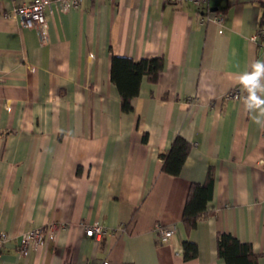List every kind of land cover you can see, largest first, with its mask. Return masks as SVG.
Here are the masks:
<instances>
[{
  "label": "crops",
  "instance_id": "crops-1",
  "mask_svg": "<svg viewBox=\"0 0 264 264\" xmlns=\"http://www.w3.org/2000/svg\"><path fill=\"white\" fill-rule=\"evenodd\" d=\"M0 0V264H225L217 236L249 243L264 264V0H51L47 36ZM223 14L221 24L208 20ZM6 14L8 16H6ZM112 56L163 59L121 109ZM237 90V99L228 94ZM191 144L180 175L159 153ZM146 137V140L144 138ZM214 176L212 214L189 231L191 183ZM99 224L101 237H87ZM177 227L167 242L156 225ZM56 227L21 256L20 238ZM198 255L185 260L182 239Z\"/></svg>",
  "mask_w": 264,
  "mask_h": 264
},
{
  "label": "trees",
  "instance_id": "trees-1",
  "mask_svg": "<svg viewBox=\"0 0 264 264\" xmlns=\"http://www.w3.org/2000/svg\"><path fill=\"white\" fill-rule=\"evenodd\" d=\"M163 70V59L112 56L111 81L116 86L120 95L121 109L124 112L132 110L131 101L139 93L143 78L148 83L157 82ZM146 140V137L144 138ZM191 151V144L180 136L171 143L168 150L160 152L162 171L178 176L181 173L185 160ZM214 176L212 170L207 172L203 183H191L188 189L181 227L185 232L193 230L197 223L208 218L212 212L207 209V204L213 196ZM181 246L185 260L194 259L198 255L197 245L188 239H182ZM217 254L225 264H259L261 255L255 253L249 243L240 242L228 233H219L217 236Z\"/></svg>",
  "mask_w": 264,
  "mask_h": 264
},
{
  "label": "built area",
  "instance_id": "built-area-1",
  "mask_svg": "<svg viewBox=\"0 0 264 264\" xmlns=\"http://www.w3.org/2000/svg\"><path fill=\"white\" fill-rule=\"evenodd\" d=\"M59 2L63 8H77L79 6V0H55ZM170 3H188L195 7H199L202 4L207 3L208 0H165ZM51 0H33L29 4L17 5L13 8L12 14H14L20 21V24L25 29L35 30L39 41L43 43L47 36L46 31V19L45 11L50 8ZM6 16H8L6 14ZM208 20L214 23L221 24L223 21V14L220 11H210L208 13ZM264 36V29H258L252 36V39L257 40ZM229 98L237 99L238 92L233 90L228 94ZM56 227L51 225L48 228H34L27 231L18 241L16 245L17 251L21 256H25L29 249H34L38 247L44 238L45 233L53 238L55 236ZM155 232L159 241L167 242L172 236L177 232V227L156 225ZM105 234V228L99 224H93L86 228L85 235L89 238L91 237H101ZM9 241V236L5 232H0V251L2 250L5 243ZM100 264H109L108 260H103Z\"/></svg>",
  "mask_w": 264,
  "mask_h": 264
}]
</instances>
